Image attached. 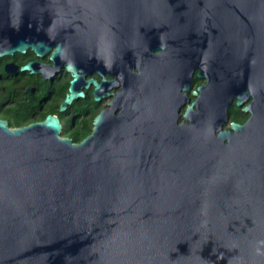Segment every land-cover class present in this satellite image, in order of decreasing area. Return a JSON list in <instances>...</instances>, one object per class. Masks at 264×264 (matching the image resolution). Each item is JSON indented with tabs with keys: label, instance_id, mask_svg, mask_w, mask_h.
<instances>
[{
	"label": "water",
	"instance_id": "95a60500",
	"mask_svg": "<svg viewBox=\"0 0 264 264\" xmlns=\"http://www.w3.org/2000/svg\"><path fill=\"white\" fill-rule=\"evenodd\" d=\"M117 40L131 107L88 137L0 118V264H264V127L230 145L219 125L230 49L264 47V0H0V56L57 44L99 65Z\"/></svg>",
	"mask_w": 264,
	"mask_h": 264
},
{
	"label": "flooded vegetation",
	"instance_id": "af4514ba",
	"mask_svg": "<svg viewBox=\"0 0 264 264\" xmlns=\"http://www.w3.org/2000/svg\"><path fill=\"white\" fill-rule=\"evenodd\" d=\"M251 45L246 52L230 49L227 62L219 125L228 132L225 142L230 145L234 139L248 140L254 145L262 143L264 47H260L257 40ZM56 46L53 44L43 54L28 47L25 51L0 56V118L11 127H17L43 121L48 115L55 116L61 125L59 134L80 142L92 133L99 115H106V120L119 115L127 106L131 107L129 101L138 66L119 40L114 45L113 59L99 65L71 59L62 63V58H55L53 54ZM162 50L163 47L157 48L153 53ZM26 64L33 70L23 69ZM205 70V66L196 68L190 89H182L188 95L182 113L188 104L198 100L201 92H207V89H201L207 83V77L200 71ZM74 72L81 77L73 85ZM73 91H83V94L67 103L65 100ZM183 121L181 115L180 122ZM235 124L240 128L237 129Z\"/></svg>",
	"mask_w": 264,
	"mask_h": 264
}]
</instances>
